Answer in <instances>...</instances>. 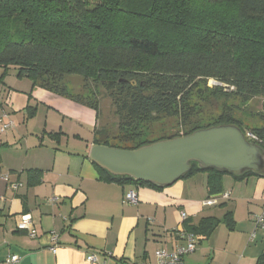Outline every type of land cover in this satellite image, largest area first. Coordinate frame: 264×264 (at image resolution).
I'll return each mask as SVG.
<instances>
[{"label":"trees","instance_id":"trees-1","mask_svg":"<svg viewBox=\"0 0 264 264\" xmlns=\"http://www.w3.org/2000/svg\"><path fill=\"white\" fill-rule=\"evenodd\" d=\"M0 68L1 82L14 68L34 87L72 97L97 113L98 103L71 94L65 78L79 75L100 82L123 121V140L132 142L140 138L138 125L154 116L191 123L197 113L194 100L206 97L211 79L217 83L211 91L215 95L243 102L264 99V0H0ZM262 106L261 123L252 128H245L228 106L211 125L235 123L246 134L253 132L264 147V100ZM164 138L170 137L159 139ZM149 142L117 146L95 141L123 148ZM94 164L104 181L162 189L113 176ZM39 172L29 170L30 184L39 182ZM199 172L208 173L211 194L222 192L224 175H232L194 164L183 178ZM250 175L260 176H232ZM186 222L185 231L206 236L218 224L212 217L198 226Z\"/></svg>","mask_w":264,"mask_h":264},{"label":"crops","instance_id":"crops-1","mask_svg":"<svg viewBox=\"0 0 264 264\" xmlns=\"http://www.w3.org/2000/svg\"><path fill=\"white\" fill-rule=\"evenodd\" d=\"M92 109L9 72L0 81V113L14 122L0 130V264L12 254L20 257L15 264H158L157 250L185 243L175 232L185 230L183 211L190 226L206 217L218 224L208 236L197 234L196 250L181 264H264V229L254 220L264 206V176L226 174L216 194L206 172L162 189L104 181L89 157L96 132L84 130L98 121ZM29 170L40 171L39 182L30 184ZM130 190L137 204L125 200ZM212 198L218 202L204 204ZM24 215L37 236L18 229ZM90 254L98 260L89 261Z\"/></svg>","mask_w":264,"mask_h":264},{"label":"water","instance_id":"water-1","mask_svg":"<svg viewBox=\"0 0 264 264\" xmlns=\"http://www.w3.org/2000/svg\"><path fill=\"white\" fill-rule=\"evenodd\" d=\"M92 162L113 176L167 187L186 176L196 164L241 176H264V147L250 140L235 123L199 128L189 134L159 139L137 148L95 143Z\"/></svg>","mask_w":264,"mask_h":264},{"label":"rangeland","instance_id":"rangeland-1","mask_svg":"<svg viewBox=\"0 0 264 264\" xmlns=\"http://www.w3.org/2000/svg\"><path fill=\"white\" fill-rule=\"evenodd\" d=\"M94 2V0H90ZM11 76L15 77L17 71L12 68L9 70ZM11 80V79H10ZM65 82L69 87V91L73 95H82L88 100H93L98 103V121H96V110L92 109L95 114L96 124L89 123L84 130L91 132L94 129L96 138L107 140L113 145L133 146L140 142L154 141L162 137H171L178 133L182 134L189 131L193 127H205L216 123L220 115L224 112L226 106L233 108V114L245 128H252V126L260 124V113L263 108V98H251L247 102H243L239 98L225 97L220 94L215 95L211 91L217 85L216 81L211 79L208 81L210 90L204 94L206 97L200 99L196 96L194 102L197 104V113L191 120V123L184 124L180 118L175 116L156 117L146 123L139 124L137 132L140 138L127 142L123 140L121 133L122 119L117 112L112 97L107 88L100 82L93 80H85L79 75H70L65 78ZM75 100L72 97H68ZM68 121H75L74 119H67ZM135 131L131 135H135Z\"/></svg>","mask_w":264,"mask_h":264},{"label":"built area","instance_id":"built-area-1","mask_svg":"<svg viewBox=\"0 0 264 264\" xmlns=\"http://www.w3.org/2000/svg\"><path fill=\"white\" fill-rule=\"evenodd\" d=\"M14 126L13 120L10 119L9 114L7 112L0 113V130L2 132L12 128ZM247 137L252 139L253 141H257L258 137L253 132H248ZM9 176L6 175L5 179L8 180ZM21 184L19 183H11V187L17 189ZM224 197H228V194H224ZM125 200L132 204H137L139 202L138 194L135 190H130L125 195ZM218 200L216 198L208 199L204 201L206 205L216 204ZM182 218L185 220L187 218V213L185 211L182 212ZM255 225L257 228L264 229V206L261 213L255 215ZM19 230H26L29 232L30 236L35 237L38 235V231L32 221L30 215L22 216V220L17 224ZM175 232L185 241L184 244L178 245L173 251H168L165 249H159L156 252V257L158 264H181L183 262V258L185 255L194 252L196 250L198 244V238L195 233L187 232L184 229L179 230L176 229ZM51 239L54 245L52 246V250H57V244L59 242V235L56 232H51ZM20 257L16 254L9 255L5 262L7 264H15L19 261ZM89 261H97L98 257L95 254H90L88 256Z\"/></svg>","mask_w":264,"mask_h":264},{"label":"flooded vegetation","instance_id":"flooded-vegetation-1","mask_svg":"<svg viewBox=\"0 0 264 264\" xmlns=\"http://www.w3.org/2000/svg\"><path fill=\"white\" fill-rule=\"evenodd\" d=\"M118 146V145H117Z\"/></svg>","mask_w":264,"mask_h":264}]
</instances>
